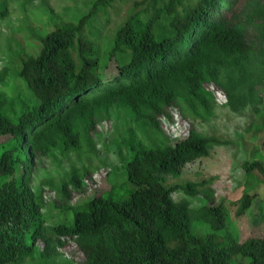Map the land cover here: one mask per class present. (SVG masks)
<instances>
[{
    "label": "trees",
    "instance_id": "obj_1",
    "mask_svg": "<svg viewBox=\"0 0 264 264\" xmlns=\"http://www.w3.org/2000/svg\"><path fill=\"white\" fill-rule=\"evenodd\" d=\"M113 1L93 0L75 22L43 28L33 37L35 53L20 49L10 72L2 71L1 80L18 77L29 96L0 92V264H264V236L234 239L225 230V201L215 205L209 187L199 193L205 181H167L217 141L193 129L170 140L160 126L171 109L193 122L210 120L212 91L239 106L253 99L264 81V0H142L102 36L96 24L109 20ZM116 107L134 125L118 162L125 181L99 195L98 174L72 171L52 203L58 216L47 217L46 201L31 185L36 163L54 152L80 153ZM139 131L149 133L145 140ZM243 169L264 184L262 161ZM256 188L234 202L236 219L250 209ZM87 189L90 199L71 203ZM176 193L183 197L175 200ZM199 194L201 205L192 207ZM68 243L83 260L61 257Z\"/></svg>",
    "mask_w": 264,
    "mask_h": 264
},
{
    "label": "rangeland",
    "instance_id": "obj_2",
    "mask_svg": "<svg viewBox=\"0 0 264 264\" xmlns=\"http://www.w3.org/2000/svg\"><path fill=\"white\" fill-rule=\"evenodd\" d=\"M93 0H0V76L2 71L13 67L15 55L24 48L29 53H35L37 41L33 38L43 28H54L58 23L75 22L77 18L90 12ZM142 0H114L107 7L108 21L98 20L101 35H111L118 24L127 16L135 2ZM85 34L87 31L85 30ZM115 68L110 64L107 75H115ZM210 88V86H209ZM211 89V88H210ZM214 90V89H213ZM0 92L8 96L23 94L29 96L25 83L18 77L6 76L0 79ZM215 96L213 117L205 122L192 121L184 118L177 109H171L169 116L160 118L163 135L176 140L191 134L192 129L200 135L217 141L207 157L188 163L177 178H167L169 183L202 182L199 193L207 189L213 191V201L219 204L225 201L230 222L226 229L234 239L241 242L251 237L264 236V184L256 173H245L243 165L255 160L264 163V81L258 83L255 94L248 98L244 105L235 101L231 104L227 94L222 91H212ZM251 99V100H250ZM100 127L91 136L90 143H84L80 153L60 155L54 152L48 157H41L36 163L32 177V188L41 192L45 199L43 213L58 216V210L53 207L58 197V186L65 176L72 171L85 174L89 179L97 176L99 182L94 184L99 189V195L110 189V185L125 181L124 172L119 169V159L126 152L127 132L134 127L128 112L123 108H114L104 116ZM118 126V128H117ZM138 132V138L146 139L148 132ZM121 154V155H120ZM46 180H52V186H42ZM260 184V185H259ZM258 186V187H257ZM209 187V188H208ZM256 188L253 203L248 212L239 219L234 215V202L238 201L245 189ZM121 191V189H119ZM93 196L87 189L83 194L73 193L71 203L77 204ZM174 199L183 197L182 193L174 194ZM203 197L199 194L191 199L192 207L201 205ZM55 221L54 218H50ZM224 231H221L223 233ZM64 260L80 262L82 254L74 243H68L59 249ZM249 259H244L247 263Z\"/></svg>",
    "mask_w": 264,
    "mask_h": 264
}]
</instances>
